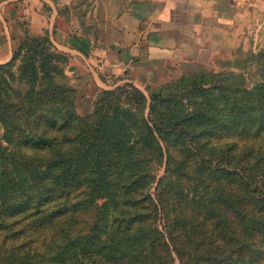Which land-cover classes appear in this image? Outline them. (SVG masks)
I'll return each mask as SVG.
<instances>
[{"label":"trees","instance_id":"trees-1","mask_svg":"<svg viewBox=\"0 0 264 264\" xmlns=\"http://www.w3.org/2000/svg\"><path fill=\"white\" fill-rule=\"evenodd\" d=\"M252 59L249 82L213 76L180 99L118 86L82 116L67 58L25 38L0 64V264H264V52Z\"/></svg>","mask_w":264,"mask_h":264},{"label":"crops","instance_id":"crops-1","mask_svg":"<svg viewBox=\"0 0 264 264\" xmlns=\"http://www.w3.org/2000/svg\"><path fill=\"white\" fill-rule=\"evenodd\" d=\"M239 12L240 0H0V64L24 34L47 35L86 116L102 90L155 87L210 65Z\"/></svg>","mask_w":264,"mask_h":264},{"label":"rangeland","instance_id":"rangeland-1","mask_svg":"<svg viewBox=\"0 0 264 264\" xmlns=\"http://www.w3.org/2000/svg\"><path fill=\"white\" fill-rule=\"evenodd\" d=\"M233 29L236 31L233 30L230 34V41L225 44V47L223 46L220 50H218L213 62L210 65L205 67L185 68L181 72H178L172 80L161 85L168 83L167 86H164V88H178L177 97L180 99V97L184 95H192L197 89H208L211 83L216 82V79L213 76L232 74L236 77L237 75H241L245 78V80H248V82L251 81L255 75V69L252 65V62H254L252 56L260 52H264V0H240L239 17L237 25H233ZM24 35V39L30 36V34ZM32 36L34 37L37 35ZM18 65L19 62L17 61L13 69L14 71L17 70L16 68ZM60 67L64 70L68 79L67 61L64 62V60H61ZM69 84H71V87L75 91L76 102V87L70 81ZM125 85H132L134 89L144 94L146 99H149L150 91L161 86H146L141 89L128 82L120 86ZM129 90L131 91L127 94ZM126 94L131 100V103H133L135 97L134 90L132 88H127V91L126 93H123V96H126ZM2 133L3 130L0 129V135Z\"/></svg>","mask_w":264,"mask_h":264}]
</instances>
